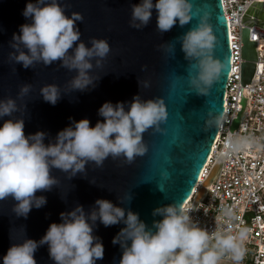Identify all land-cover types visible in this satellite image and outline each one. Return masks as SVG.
Instances as JSON below:
<instances>
[{
    "label": "water",
    "instance_id": "water-1",
    "mask_svg": "<svg viewBox=\"0 0 264 264\" xmlns=\"http://www.w3.org/2000/svg\"><path fill=\"white\" fill-rule=\"evenodd\" d=\"M27 2L35 0H0V100L12 99L17 105V111L0 118V125L9 119L23 120L26 135L44 132V143H54L57 133L72 120L87 118L94 126L103 120L98 115L103 103L124 102L127 110L135 96L145 101L161 99L167 119L159 126L162 131L152 127L142 134L147 151L131 164L123 156H109L100 167L87 162L84 170L75 175L52 168L50 175L57 183L50 190L36 193L37 197H45L46 203L40 208L33 207L27 218L16 215L13 211L16 202L11 197L0 200V264L13 243L24 239L39 241L51 223L61 222V213L82 206L89 214L97 199L111 201L126 214L137 213L148 228L162 219L153 215L155 209L184 205L197 184L202 185L200 173L219 131L231 71L228 24L221 0H189L192 19L182 26L177 23L166 32L158 30L155 10L147 25L132 26V6L140 0H59L67 16L79 13L82 17L75 21L80 38L68 50L69 57L81 42L91 48L93 39L107 41L110 49L106 57L90 59L92 68L88 74L93 78L92 84L83 91L71 89L70 82L78 73L63 66L62 61L49 65L34 62L25 68L14 59L18 52L12 46L13 34L19 33L20 25L30 22L22 15ZM204 11L210 12L208 22L216 36L213 58L226 68L207 93H199L188 83L191 65L196 61L186 58L182 37L197 26ZM242 25L245 85L252 80L256 59V45L249 40V29L253 26L264 29V3L251 5ZM21 49L27 51L22 46ZM46 85L59 88L60 98L55 105L46 102L41 94ZM25 86L29 91L21 94ZM236 125L237 122L233 128ZM217 170L218 165L208 176L207 184ZM200 195L196 194L194 204L202 199ZM124 227L123 222L105 227L96 221L93 235L104 246V257L96 264H119L122 248L112 241ZM34 258L37 264H55L47 244L38 247Z\"/></svg>",
    "mask_w": 264,
    "mask_h": 264
},
{
    "label": "clouds",
    "instance_id": "clouds-1",
    "mask_svg": "<svg viewBox=\"0 0 264 264\" xmlns=\"http://www.w3.org/2000/svg\"><path fill=\"white\" fill-rule=\"evenodd\" d=\"M155 10L157 28L166 32L179 23L181 26L192 19L189 0H140L132 6L131 24L140 28L150 21ZM22 15L29 23L19 26V33L13 34V48L18 54L14 59L25 68L42 61L49 65L62 61L63 66L77 70V76L70 82V88L85 90L93 82L88 70L92 68V57L104 58L109 53L105 40H92L88 48L79 43L74 54L68 50L80 38L75 21L81 20L79 13L70 17L65 14L59 0H35L27 2ZM210 12L204 11L196 27L182 37V50L186 58L196 63L191 65L188 83L199 93H207L220 80L226 66L213 58L216 36L208 22ZM26 49L24 51L21 49ZM99 63V62H98ZM195 73L194 75L192 73ZM29 91L27 86L21 94ZM46 102L55 105L60 98L56 85L41 89ZM17 111L14 100H0V118ZM103 120L91 126L89 119L72 120L69 126L57 133L54 143L45 144V133L26 135L23 120H6L0 125V200L11 197L16 203L13 211L17 216L27 218L33 207L46 203L38 191L50 190L57 183L50 175L52 168L75 175L83 171L87 162L100 167L109 156H123L131 164L135 157L142 156L147 146L142 134L149 128L157 131L167 119L164 102L161 99L141 100L135 96L127 110L124 102H105L98 110ZM242 138H228L226 152L239 151L247 146ZM189 209L183 204L157 208L153 215L162 217L148 228L137 213L115 206L106 199H97L95 208L89 214L82 206L61 213L60 223H51L45 235L39 240L24 239L13 243L2 257V264H37L34 254L38 247L47 244L50 258L55 264H96L104 257V246L99 237L93 235V226L99 220L105 227L123 222L124 228L113 238V244H120L122 254L119 264H218L224 253H230L234 261L244 257L241 229L238 236L220 231L210 235L190 220ZM223 214L232 217L225 209ZM210 240L214 243L209 246Z\"/></svg>",
    "mask_w": 264,
    "mask_h": 264
},
{
    "label": "built area",
    "instance_id": "built-area-1",
    "mask_svg": "<svg viewBox=\"0 0 264 264\" xmlns=\"http://www.w3.org/2000/svg\"><path fill=\"white\" fill-rule=\"evenodd\" d=\"M228 24L231 71L226 84L224 112L211 153L200 173V183L213 168L218 170L202 199L194 204L198 184L184 204L190 220L210 235L217 231L238 236L246 230L242 241L247 262L234 261L230 253L223 260L235 264H264V29L250 27L249 40L257 44L252 80L242 84L241 30L248 8L264 0H221ZM256 37V39H253ZM236 127L233 128L234 123ZM242 138L248 143L239 151L226 152L228 138ZM231 210L232 217L223 214ZM214 243L210 240L209 246Z\"/></svg>",
    "mask_w": 264,
    "mask_h": 264
},
{
    "label": "bare ground",
    "instance_id": "bare-ground-1",
    "mask_svg": "<svg viewBox=\"0 0 264 264\" xmlns=\"http://www.w3.org/2000/svg\"><path fill=\"white\" fill-rule=\"evenodd\" d=\"M257 27H259V26H257ZM260 28V27H259ZM263 29V28H262ZM255 48L257 47V44L255 43ZM200 182V181H199ZM201 184L202 185H200V184H198V189H197V193H199L200 192V196L202 197L203 196V194L205 193V190H206V188L208 187V185L209 184H207V179L205 180V181H203V182H201ZM192 196V195H191ZM188 201V200H187Z\"/></svg>",
    "mask_w": 264,
    "mask_h": 264
},
{
    "label": "rangeland",
    "instance_id": "rangeland-1",
    "mask_svg": "<svg viewBox=\"0 0 264 264\" xmlns=\"http://www.w3.org/2000/svg\"><path fill=\"white\" fill-rule=\"evenodd\" d=\"M241 262H247V260H242ZM218 264H235V263H231V262L225 261L221 257L220 260H219V262H218ZM241 264H246V263H241Z\"/></svg>",
    "mask_w": 264,
    "mask_h": 264
},
{
    "label": "snow or ice",
    "instance_id": "snow-or-ice-1",
    "mask_svg": "<svg viewBox=\"0 0 264 264\" xmlns=\"http://www.w3.org/2000/svg\"><path fill=\"white\" fill-rule=\"evenodd\" d=\"M253 39H256V37H253ZM262 68H264V66H261Z\"/></svg>",
    "mask_w": 264,
    "mask_h": 264
}]
</instances>
